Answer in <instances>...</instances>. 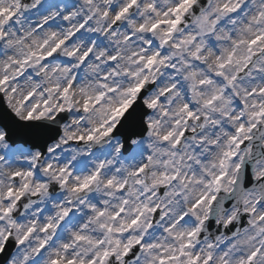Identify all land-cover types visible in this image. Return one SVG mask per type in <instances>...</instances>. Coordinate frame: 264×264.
I'll return each instance as SVG.
<instances>
[{
    "label": "snow or ice",
    "instance_id": "snow-or-ice-1",
    "mask_svg": "<svg viewBox=\"0 0 264 264\" xmlns=\"http://www.w3.org/2000/svg\"><path fill=\"white\" fill-rule=\"evenodd\" d=\"M0 264H264V0H0Z\"/></svg>",
    "mask_w": 264,
    "mask_h": 264
}]
</instances>
